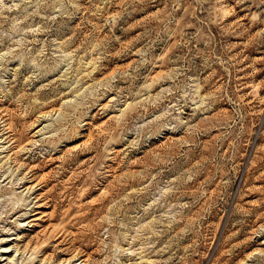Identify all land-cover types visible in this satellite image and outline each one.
I'll return each instance as SVG.
<instances>
[{
  "label": "rangeland",
  "instance_id": "obj_1",
  "mask_svg": "<svg viewBox=\"0 0 264 264\" xmlns=\"http://www.w3.org/2000/svg\"><path fill=\"white\" fill-rule=\"evenodd\" d=\"M0 264H264V0H0Z\"/></svg>",
  "mask_w": 264,
  "mask_h": 264
}]
</instances>
